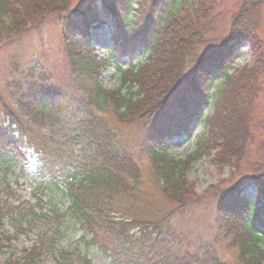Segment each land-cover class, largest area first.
I'll use <instances>...</instances> for the list:
<instances>
[{
	"label": "trees",
	"instance_id": "obj_1",
	"mask_svg": "<svg viewBox=\"0 0 264 264\" xmlns=\"http://www.w3.org/2000/svg\"><path fill=\"white\" fill-rule=\"evenodd\" d=\"M8 1L0 0V12L7 14L1 40L61 14L68 34L80 35L99 21L114 23L113 38L121 46L137 38L146 58L125 69L117 65L121 84L109 90L101 79L115 57L100 59L68 45L65 75L78 97L54 89L52 76L39 64L30 63L9 83L14 102L0 98V167L12 163L6 157L25 158L24 151L33 149L42 174L63 191L68 205L54 204L44 212L42 201L34 204L12 194L4 198L0 191V229L8 222L14 232L6 240L35 234L32 247L5 264H40L46 253L58 254L59 264H87L81 253L58 250L66 232L79 228L81 238L115 264H223L213 251L191 256L179 235L163 224L190 203L185 178L196 161L213 153L233 160L247 146L248 106L264 89V46L256 34L264 0H245L232 16L226 39L211 46L216 0H152L142 22L130 2L119 6V0H90L68 14L63 13L73 0H19L20 7ZM100 8L113 19L104 18ZM244 42L255 60L233 71V55ZM213 83L218 98L214 113L206 117L208 136L186 158L167 152L168 137L182 130L180 122L127 135L128 125L149 127L170 98L193 100L197 107L207 103ZM252 179L255 199L233 187L220 195L215 210L218 233L235 235L239 264H264V170ZM149 183L177 205L163 219L143 212ZM173 248L182 251L176 254Z\"/></svg>",
	"mask_w": 264,
	"mask_h": 264
},
{
	"label": "rangeland",
	"instance_id": "obj_2",
	"mask_svg": "<svg viewBox=\"0 0 264 264\" xmlns=\"http://www.w3.org/2000/svg\"><path fill=\"white\" fill-rule=\"evenodd\" d=\"M89 1L73 0L65 10L67 13L63 14H68L69 11L81 7ZM244 1L216 0L217 15L213 23L214 31L209 34L210 39L207 43L209 46L217 45L226 39L232 16L240 9ZM8 2L10 7L21 6L19 0H9ZM129 2L136 11L140 12L136 16H139V21L142 22L144 10L150 6L152 0H119V6ZM105 10L100 8L99 11L102 12L104 18H111V15ZM259 12L256 34L264 46V5ZM99 14L96 17L101 19ZM6 17L7 14L1 11L0 25L2 20L7 21ZM61 18L65 19L61 14L51 15L29 25L19 34L0 39V98L13 101L8 95L7 87L30 63L39 64L50 73L52 76L50 85L54 86V89H62L67 95L78 97L65 75V63L69 54L68 45L73 49L94 54L100 59L111 55L115 57L117 64L114 62L109 66L103 72L101 79L104 87L109 90H115L121 84L117 65L125 69L145 61L146 55L139 51L141 44L136 40L137 38L128 40L123 46L120 44L122 41L118 43L113 38L115 36L114 23L95 22L78 35L65 32ZM253 53V49L247 42L241 44L240 49L233 55L231 70L250 65L255 60ZM15 65L18 66L17 69ZM216 83H213L211 87L207 103L203 102L201 106L197 107L193 100L178 101L175 98H170V101L156 117L150 120L151 116L147 114V122L150 120L149 127L128 125L126 126L127 135L146 134L150 130L169 125V123L180 122L182 130L178 128L176 134L168 137L170 140L167 143V152L177 159L186 158L187 155L194 152L198 143L208 136L209 126L206 124V117L214 113V105L218 98V94L215 95L214 91V88L217 87ZM186 103L188 105L184 107ZM249 107L252 112L249 113L250 117L246 120L247 133H249L247 146L238 151L233 160L229 156L221 154L215 157L213 153L205 154L196 161L185 178L189 183L188 190L191 196L187 201L190 203L163 224L164 230L170 229L179 235L180 241H183L184 248L189 250L191 256L196 255L197 252L202 255L213 251L216 259L222 261L223 264H239L240 254L238 248H235L238 247V243L233 239L235 235L231 232L230 236L224 237L218 233L219 229L214 222V217L220 195L229 192L233 187H242L249 198L255 199L256 196L252 178L260 175L264 170V89L259 94L258 100ZM24 153H26L25 158L19 157L18 160H12V156L6 157V161L12 163L0 167L2 196L11 198L10 194L19 195L34 204L42 201V205L45 207L44 212L47 207L51 208L54 204L66 209L67 196H64L63 191L58 187H52L48 176L44 177L38 154L31 148ZM61 182L64 180L61 179ZM145 191L142 198V201L145 202L142 207L145 214H154L163 219L166 214L177 208V205L170 202L153 184L149 183L145 187ZM13 233L8 222L0 229V264L22 257L24 249L30 248L34 244L35 234L14 235L11 241L6 240L5 237L12 236ZM66 233L65 238L58 244V250L68 249L76 256L81 253L87 264H115L103 253L101 248H97L93 244L88 245L81 238L84 234L80 228L75 232L68 230ZM89 238L90 236L88 240ZM177 244L179 243L177 242ZM173 251L179 254L182 250L173 248ZM40 262V264H59L58 254L46 253Z\"/></svg>",
	"mask_w": 264,
	"mask_h": 264
}]
</instances>
